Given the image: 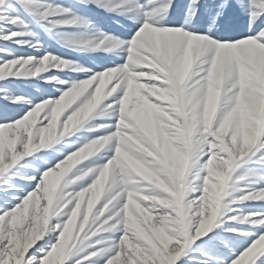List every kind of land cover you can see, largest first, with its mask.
I'll return each mask as SVG.
<instances>
[{
  "label": "snow or ice",
  "instance_id": "6c2138e0",
  "mask_svg": "<svg viewBox=\"0 0 264 264\" xmlns=\"http://www.w3.org/2000/svg\"><path fill=\"white\" fill-rule=\"evenodd\" d=\"M0 264H264V0H0Z\"/></svg>",
  "mask_w": 264,
  "mask_h": 264
}]
</instances>
